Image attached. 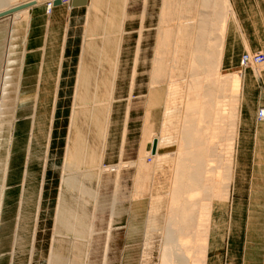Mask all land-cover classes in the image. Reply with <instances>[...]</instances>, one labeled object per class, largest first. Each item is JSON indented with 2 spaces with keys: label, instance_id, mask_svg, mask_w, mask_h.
I'll list each match as a JSON object with an SVG mask.
<instances>
[{
  "label": "rangeland",
  "instance_id": "374dc122",
  "mask_svg": "<svg viewBox=\"0 0 264 264\" xmlns=\"http://www.w3.org/2000/svg\"><path fill=\"white\" fill-rule=\"evenodd\" d=\"M24 1L27 0H0V7ZM224 1L228 2L229 12L223 10L227 23L218 31L219 36L223 33V38L219 37V41L211 39L210 48L218 41L221 53L216 56V59L219 56L218 70L221 72L218 75L223 73L225 77L224 74L239 73L240 86L236 91L238 94L232 97L235 103L230 99L227 103L231 105L225 106V114L231 115L224 114L227 119L220 117L218 129L213 121L212 126H208L211 128L209 134H205L208 147L219 146L218 155L206 152L208 147L205 145L200 153L205 166L203 173L221 183L217 185L215 195L197 192L195 187L193 189L194 184L191 189L182 183L179 189L180 195H184L181 199H191L192 195L195 199L199 195L196 198L199 207L209 203L210 213L197 222V225H205L207 230L206 252L204 259L198 261L199 255L183 246L182 242L189 241V237L183 236L177 239L181 240V246L170 244L166 250H173L174 257L177 247V252L188 259L187 264H264V60L261 63L255 59L257 55L264 56V0ZM50 2L40 0L33 11L30 8L25 19L27 24L17 23L11 35L12 19L0 20V85L7 52L14 60L12 67L16 71L21 66L24 68L4 180V170L2 166L0 168V190L4 194L0 264H48L52 246L58 245L53 239L60 194L63 189L68 196H74L78 191L82 194L80 186L83 182L93 191L87 205H83L90 211L87 213L90 233L82 240L86 254L81 264H164L165 244L169 241L166 223L170 206L175 204L171 201H176L171 196L176 192L173 190L176 188V159H184L185 155L180 156L182 138L193 134L196 118L202 119L199 111L206 106L197 104L195 111L199 110V114H189L190 99L196 96L188 90L191 87L187 82H183L171 103L170 121L164 107L169 98L168 82L162 75L155 76L154 68L160 61L159 56L183 36L184 28L199 30L201 27L203 31L207 23H214L217 12L213 2L92 0L91 7L74 11L72 1L67 0L57 14V24L49 27L48 15L54 10L48 9ZM83 46L89 50L85 57L91 69L102 65L109 72L112 64L110 72L117 71L108 133L98 144L99 161L94 171L80 151L77 157L81 162L76 167L74 164L65 166L69 138L75 141L81 137L72 133L71 128ZM43 58L44 72L39 73ZM203 58L209 60L210 55L205 52ZM212 81H215L213 75L207 76L206 83ZM213 108L212 118L215 116ZM221 121L230 123L232 128ZM163 126H168L173 134H179L171 144L163 141L160 153H168L169 160L159 165L150 150L153 137L162 134ZM221 126L224 127L222 131ZM226 126L233 129L234 135L231 131L226 132ZM213 130H217V135ZM9 139L10 132L5 129L0 137V160L6 158ZM227 140L230 145L223 144ZM227 149L229 154H225ZM218 156L221 159L216 158ZM185 163L190 164L189 161ZM64 168L72 187L66 184ZM154 202L163 207L154 212Z\"/></svg>",
  "mask_w": 264,
  "mask_h": 264
},
{
  "label": "bare ground",
  "instance_id": "6f19581e",
  "mask_svg": "<svg viewBox=\"0 0 264 264\" xmlns=\"http://www.w3.org/2000/svg\"><path fill=\"white\" fill-rule=\"evenodd\" d=\"M54 1L55 0H51V2L48 4V9L52 10L55 7ZM210 1L213 2V7L215 8V12H217V19H215L214 23L213 22L207 23L203 31H201V27L199 30H195L194 28L192 29V27L184 28L183 34H182L183 36L181 37L179 36L180 38L177 39L175 45H172L173 47L171 49L169 48L168 51L163 52L162 56H159L160 61L156 64L154 68L155 76L162 75L165 78V80L168 82L167 85L169 88V92H168L169 98L167 97L168 95L167 94L165 97L168 98V101H167L166 106L164 105V107L166 108L164 109L166 110L165 114L169 115L167 116V118L169 117L168 119L170 121L172 120V117L170 116L171 115L170 114L171 113L170 111L171 103L177 96L179 92V86L183 82L184 83L187 82V86L191 87L188 90L190 92H193L196 96L195 99L193 98L190 99L191 109H189L190 110L189 114L192 113L193 115L195 114L196 116L199 114L198 113L199 110L197 111V113L195 111V109L197 108V104L199 105L200 103H202L204 106H206L204 110L202 108V110L199 111L201 118H202V119L201 118L199 119L201 120H198L195 116L196 122H194V125L196 126V130L193 132V134L191 136H188V135L183 136L182 143H181L182 150H181V147L178 145L181 150V153H180L181 158L183 155H185V157L183 160L180 159V161L176 159V164H177L176 169H175L176 170V179H175L176 182L174 183L176 184V188L173 190H176L178 194L174 191H173L174 193L172 192L175 196L173 194L171 196H173V198L176 199V201L175 200L171 201L172 204L173 202L175 204L170 206L171 209H169L170 213H168L169 216L167 218V223H166L167 229L165 230L169 234L168 235L169 241H167L165 244V250L168 248V245L170 244L175 245L176 243H178V245L181 246V242H180L181 240L180 239L177 240L179 236L180 237L183 236L184 238L189 237L188 242L186 241L182 242L183 246H185V248H187V250L189 251L193 249L194 252H196V254L199 255V257L197 256L198 261H202L204 259L203 255L206 252L207 242L205 243V240L207 239V230L205 228V225H197V222L199 221L200 217L207 216L210 213L209 212L210 206H209V203L205 202V203L200 204V207H199L198 206L199 201L196 200V198L199 195L197 196V194H195L197 196L195 199H193L195 196L193 197L192 195L191 199H189L188 195L186 194L187 192L189 193L190 191H187L184 193L185 197L187 196L188 198L181 199V197L183 198L184 195L183 196L180 195L182 191L179 189L184 183H186L187 187L194 184L193 189L195 187L197 192L198 191H200V193L204 192L205 196H207L208 193H214L215 195V191L219 188V186L217 185H220L221 182L215 181L213 180L212 177H209V174L207 176L206 173L205 174L203 173L205 166H203L204 160H203V157L201 158L200 153L202 152V150H204V145L208 147L207 146L208 141L206 140L207 136L205 137V134L207 133L209 134L208 131H210L209 130L210 127L208 126L210 125L212 126L213 121L214 123L216 121V124L214 125L217 127V129L220 128L219 127L220 122L218 124V121H220V117L227 119V117L223 116L226 113L225 106L226 105L229 106L228 104H230V103H227V100L233 101L235 99V98L233 99L232 97L233 95L234 96L236 95L235 93H237L236 91L239 90V86H240V74L239 73L238 74L233 73L232 75L224 74L225 77H223L222 75L223 73L220 75L221 77L218 75L219 73H221L218 70L219 64H218L217 59L219 56L216 59V56L221 54L219 53L220 48L218 45V41H219V37L223 38L222 37L223 33L221 34V36H219L220 34L218 31L222 28V26H224L227 23L226 17L224 16L225 13L223 11L224 9L225 11L227 9V5H226L227 1H224V0H210ZM30 2H35V5H38L40 0H27V1H24L18 4H12L11 6H2L0 7V13L6 10H9L11 8L20 6V5L30 3ZM91 2L92 0H88L87 5L84 7H89L91 5ZM64 3H65V0H64ZM64 3H62V5ZM72 4H73V1H72ZM29 9L30 7H26L24 9H21V10H18V11H15V12H12V13H9L7 15L0 17V20L7 18V17H10L12 19V24L9 29L10 35L14 33V28L17 23L24 22L25 24H27L25 19L28 16L27 12L29 11ZM201 21H204V20L201 19ZM211 39L212 41L218 40L217 42H214L213 48H210ZM84 45H87V42H84ZM92 47L93 46H91V48ZM83 50H84L83 51L84 56H82L80 60L81 62L79 63V69H78V74H77V81H76L75 95H74V105L75 106H74V115L72 118V128H71L72 133L75 132V135L77 137H79V135H81V137L80 139L76 138L75 141L72 138H69V143H68L67 153H66V158H65V166H68V165L70 166L71 164H74V167H76L77 164L81 162V159L77 157V152L80 151L81 154L83 153V159L84 160L87 159V163L90 165V167L94 171L96 163L97 161H99L97 160L98 159L97 154L99 152L98 144L100 143L102 139H105L103 137H105V135L108 133L109 121H110L111 110H112V100H113L112 93H113V90L115 89L114 88L115 81H116L115 74L117 71L115 73L112 72L113 74L110 72L112 69V64L111 66H109L110 68L109 72H107L108 70L106 69V67L105 68L101 67L102 65L101 66L96 65L95 68L91 69L88 59L87 57H85V53H87L89 50L86 48V46L84 47ZM180 52H182V54ZM205 52L206 54L210 55L209 60L206 58H203ZM13 61L14 60L11 59L10 53L7 52V57L5 59V65L3 68L4 70H3V75H2L1 85H0V137L2 136V132H4L5 129H8V131L10 132L9 146L7 149V153L5 152L6 158L4 160H0V163H1L0 168L2 166L4 170L3 180L7 178L6 175L8 172L9 158H10L11 148L13 144L12 143L13 132L15 129V121H16L15 113L18 107L20 96H21V79H22V71H23L22 68L23 67L21 66L20 70L18 69L16 71L15 68L12 67V63L14 64ZM99 61H100L99 64H101V59ZM108 61H111V59L110 60L108 59ZM114 66L116 65L114 64ZM114 69L116 70L118 68L115 67ZM209 75H213V79L215 81L206 83V78ZM57 82L58 84L60 83V77L58 78ZM201 98H202V101H201ZM232 103H235V102L233 101ZM212 107H214L213 109H215L214 111L215 116L213 115L214 118H212V113H213V110L211 109ZM209 109H211L212 112H210ZM229 114L227 116L231 115ZM197 120L201 122L200 127H199V122H197ZM222 121L221 123H223ZM223 124H227V123L224 122ZM228 124L231 125L230 123ZM165 125H166V122H165ZM229 125L228 127L230 128ZM222 126H221L222 129L220 131H222L224 128ZM167 127L168 126H163L162 134L160 135L156 134L151 141L152 146H153L154 140L155 139L158 140L157 151L153 153L151 149L150 153L156 159V161L159 162V165L160 163L163 165V163L169 160L168 153L164 155H161L160 153V148L162 147L163 141H168V143L171 144V142H173V138L175 137V135L179 134L177 132L173 134L172 133L173 130L169 131ZM206 127L208 128V130H206L207 129ZM226 128L227 126L225 127L226 132L227 130L228 132L231 131L228 128L227 129ZM215 132H217V130L216 131L213 130L214 134ZM226 132L225 134H227ZM223 133L222 135H224ZM232 133H233V129L231 131V134ZM222 135H220V137ZM212 136L214 135H211V137ZM225 138H223L224 141H226ZM227 138H229L228 140H230L231 136ZM219 140H222V138H220ZM228 140L226 143L223 142V144H227V143L229 144ZM210 141H212V138ZM218 144L220 145V143H217V145ZM229 145H227V147ZM217 147L219 148V146ZM217 147L214 145V147L212 148L208 147L209 149L207 148L205 149V151L210 152V154L213 153V155L214 154L218 155ZM222 147H224V145L221 146V148ZM1 149H2V143L0 142V150ZM226 151L228 152V149ZM229 153L230 151L225 154H229ZM210 154L208 153V155ZM216 158L221 159V157L219 156ZM228 159L230 160L231 157ZM223 160L224 159H222V163L224 162ZM186 161H189L190 164L186 165L185 163ZM218 162L221 163V160ZM140 163L142 162L140 161ZM143 164L145 165V163ZM217 167L219 166L217 165ZM207 169L208 168H206L205 170ZM221 169L222 168H220V170ZM66 170L67 169H65V179L67 181L66 184L68 187H72V182L68 180L66 177V174H67ZM88 171L90 172V170ZM217 171L221 172L218 169ZM217 171L215 173H218ZM85 176L87 178V174ZM219 176L221 177L220 173L218 175V178ZM74 187L76 189L77 186L75 185ZM190 188L192 189V186ZM80 189H81L80 193L83 192L82 194H79L78 188H77L78 193H75L74 196L72 195L68 196L67 192L64 189L62 190L60 194L61 196H60L57 216H56V229H55L56 236H55V239H53L55 243H58V245L54 244L52 246L51 254H50V257L48 258V264H81L83 255L86 254L84 253V250H83L82 240L86 239L85 237L89 235L90 228H89V218L87 215L89 210L86 211L84 206L87 205V199L90 198V195L93 190L91 191V188L89 187V185H87L84 182L81 184ZM185 190H188V189H185ZM159 192L161 193V191ZM41 195H42V192L41 194H39L40 198H41ZM189 196H190V193H189ZM85 197L87 198L85 199ZM3 200H4V194L2 193V190H0V220H1V208L3 205ZM158 200L159 198L157 199V201ZM162 202H159V203H162ZM154 203H155V207H154L155 209H153L154 212H156L160 207H163L160 204L157 205L156 204L157 202H154ZM153 227H155V223H153ZM176 248L177 247H175V250H174V253H176L174 257L171 254V252L173 253V250L165 251V255H164L165 260L163 259L164 264H167V263L187 264L189 262L188 259L184 257V254H179L177 252L178 248L177 249ZM182 252L184 251L182 250ZM200 254H202V256H200Z\"/></svg>",
  "mask_w": 264,
  "mask_h": 264
},
{
  "label": "water",
  "instance_id": "95a60500",
  "mask_svg": "<svg viewBox=\"0 0 264 264\" xmlns=\"http://www.w3.org/2000/svg\"><path fill=\"white\" fill-rule=\"evenodd\" d=\"M62 3H63L62 0H55L54 1V5L55 6L62 5ZM87 3H88V0H73V4L72 5H73L74 8H76V7L86 6ZM33 5H35V2H30V3H27V4H23V5L11 8L9 10H6V11L0 13V17H2L4 15H7L9 13L24 9L26 7H32ZM157 145H158V140L155 139L154 142H153V146H152V152L153 153H155L157 151Z\"/></svg>",
  "mask_w": 264,
  "mask_h": 264
},
{
  "label": "crops",
  "instance_id": "0c3cea01",
  "mask_svg": "<svg viewBox=\"0 0 264 264\" xmlns=\"http://www.w3.org/2000/svg\"><path fill=\"white\" fill-rule=\"evenodd\" d=\"M37 6H39V5H36V6L34 5V6L30 7V8H32V11H33L34 8H36ZM63 6L64 5L55 6L54 10L48 15L47 23H48L49 27H51L53 24H57V22L55 20L57 19V14L61 12ZM82 8H85V7L84 6L76 7V8H73V10L74 11H78V10H81ZM42 56H43V54H42ZM45 56H46V53H45ZM61 60H62V58H61ZM44 63H45V60L43 58V60L40 63L39 73L44 72ZM61 71H62V66H61V69H60L59 73H61ZM23 77H24V68H23Z\"/></svg>",
  "mask_w": 264,
  "mask_h": 264
},
{
  "label": "built area",
  "instance_id": "2783aa9c",
  "mask_svg": "<svg viewBox=\"0 0 264 264\" xmlns=\"http://www.w3.org/2000/svg\"><path fill=\"white\" fill-rule=\"evenodd\" d=\"M63 1V3H64V0H62ZM66 1L67 0H65V3L64 4H66ZM68 1H70V0H68ZM73 1V0H72ZM250 57H248V59H249ZM255 59L257 60V61H259V62H261V63H263L262 61L264 60V56L263 55H257L256 57H255ZM248 61V60H247Z\"/></svg>",
  "mask_w": 264,
  "mask_h": 264
}]
</instances>
